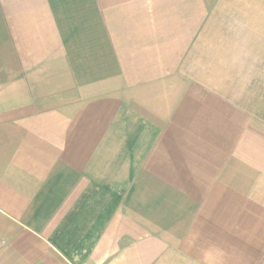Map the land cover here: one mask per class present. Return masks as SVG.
Instances as JSON below:
<instances>
[{
  "label": "crops",
  "instance_id": "obj_1",
  "mask_svg": "<svg viewBox=\"0 0 264 264\" xmlns=\"http://www.w3.org/2000/svg\"><path fill=\"white\" fill-rule=\"evenodd\" d=\"M0 264H264V0H0Z\"/></svg>",
  "mask_w": 264,
  "mask_h": 264
}]
</instances>
